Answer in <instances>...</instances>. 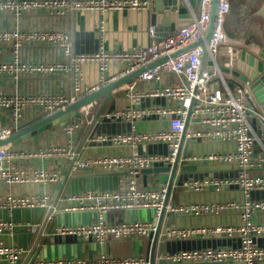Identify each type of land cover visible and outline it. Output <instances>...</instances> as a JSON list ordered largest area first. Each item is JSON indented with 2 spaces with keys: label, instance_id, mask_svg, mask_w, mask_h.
Instances as JSON below:
<instances>
[{
  "label": "built area",
  "instance_id": "1",
  "mask_svg": "<svg viewBox=\"0 0 264 264\" xmlns=\"http://www.w3.org/2000/svg\"><path fill=\"white\" fill-rule=\"evenodd\" d=\"M188 3V0H185ZM149 4V0H0V13H8L15 18L29 13L44 12L49 15L63 16L69 13H92L104 15L125 9L140 10ZM210 0H199L197 16L174 31L160 38L155 25L148 27L149 41L126 50H109L103 44L93 52H75L70 34L60 28H31L20 24L0 28V48H7L10 57L0 59V76L18 80L27 75L72 74V89L69 93L19 90L7 91L0 88V140L35 120L53 112L63 110L82 96L97 90L117 78L145 66L161 57L166 60L142 71L136 78L126 83V95L140 99L143 96L163 98V106L133 108L110 114L115 119L129 121V129L120 133L100 136L113 145L164 143L165 154L121 153L87 156L77 159L76 152L68 145L38 147L36 149L16 148L9 142L0 145V183L4 185L23 183L54 182L59 171L43 166L22 167L17 160L22 158L66 155L78 168H98L100 170L125 169V186L110 190H84L70 193L67 211L96 212L92 222L61 228L62 233L73 234L81 238L103 243L107 238L150 237L158 231V219L164 211L180 213H219L230 207H240V220L236 224H219L192 229L173 228L164 225L163 237L177 238L193 233L201 235L226 236L239 241L236 246H218L205 249L182 250L160 253L158 258L174 263L194 264H257L264 260V246L256 243L255 238L264 234V219L255 220L256 214H264V198H252V192L264 191V141L257 132L264 129V116L253 106V96L246 82L230 88L225 80V72L235 67L238 46L225 39L220 32L222 10L228 9V2L219 0L216 27L213 37L207 43V52L212 70L201 67L202 47L194 45L175 56L171 51L195 40L206 28ZM191 12V11H190ZM192 13V12H191ZM94 26L104 35L107 29L106 19L97 18ZM53 45L60 50L59 59L53 61H28L21 58L24 46ZM223 57L222 63L217 57ZM93 64L98 71V82L93 85L84 83L81 66ZM113 69V70H112ZM174 76L167 80L166 76ZM214 78V83L212 82ZM138 81L149 85L141 91L135 90ZM85 108L79 109V114ZM87 111V110H86ZM152 115L166 118V126L156 130L137 129L135 121ZM5 118L3 122L1 118ZM79 123L65 122L63 133L70 135ZM188 126H195L194 130ZM201 138L217 142H231L234 147L227 151H210L192 159L235 167V173L228 177L214 175L191 177L182 182L184 189L202 191L212 186L215 191L237 187L244 195L242 204L236 201L212 203H168L166 184L155 188L138 185L136 177L141 170L155 166H172L177 160L183 138ZM189 157L181 158V161ZM43 207L46 213L40 223H28L31 231L39 228L52 218L53 207L47 195L7 194L0 196V210L10 215L14 209ZM152 208L153 221L121 220L110 222L105 213L113 209ZM15 222L0 219V233H11ZM17 245H6L0 241V259L15 264L24 253ZM145 257H109L98 258H43L31 264H145Z\"/></svg>",
  "mask_w": 264,
  "mask_h": 264
},
{
  "label": "crops",
  "instance_id": "2",
  "mask_svg": "<svg viewBox=\"0 0 264 264\" xmlns=\"http://www.w3.org/2000/svg\"><path fill=\"white\" fill-rule=\"evenodd\" d=\"M150 4L140 10L125 9L118 12H107L104 15L92 13H69L63 16H54L37 12L22 15L15 18L8 13H0V28H8L13 25H23L31 28L55 27L67 31L72 40L75 52L87 53L95 51L100 44L109 50H126L138 44L146 45L149 41L148 27ZM177 14V9L171 11ZM106 19V32L103 35L93 24L97 18ZM156 28H159L155 25ZM165 31L157 30V36H164ZM240 49L252 52L254 49L247 44L228 40ZM263 46V45H260ZM259 46V47H260ZM21 58L28 61L59 59L60 50L53 45H27L21 49ZM10 51L0 48V59L9 58ZM222 63L223 57H217ZM113 70V69H112ZM81 71L86 85L98 82V71L95 65L87 63L81 66ZM225 76L233 77L231 71L225 72ZM167 80L174 76H166ZM214 78L212 82L214 83ZM149 84L138 81L135 85L137 92ZM0 88L21 92L49 91L69 93L72 89V74L59 75H27L18 80L8 76H0ZM166 101L163 98L143 96L140 99L126 95V84L113 91L106 98H98L86 105L80 113L81 123L70 135H65L62 126H53L37 133L20 143L14 144L16 148L36 149L38 147L69 145L77 154V159L87 156H100L105 154L144 153L165 154L167 152L164 143H141L136 145H113L99 137L120 133L129 129L130 123L124 119H115L110 114L116 111L130 110L136 107L146 108L163 106ZM87 110V111H86ZM4 122L5 118H1ZM166 118L152 115L135 121L137 129L142 131L156 130L166 126ZM257 131L259 124L255 123ZM194 130L195 126H188ZM234 147L231 142H217L201 138H183L179 151V162L173 176L172 184L168 190V203H212L236 201L242 204L244 195L237 187L223 191H215L212 186L202 191H189L183 188L182 182L191 177H204L214 175L228 177L235 173V167L230 164H221L204 159H192L190 157L203 156L210 151H227ZM189 157L181 161V158ZM16 163L22 167H47L59 171V177L54 182L23 183L4 185L0 183V196L7 194H39L47 195L49 203L53 207L52 218L46 221L37 232L29 229L28 223L36 224L43 220L46 213L43 207L14 209L9 215L6 210H0V219L11 218L15 222L12 232L0 233V241L6 245H17L25 251L15 264H31L36 259L43 258H98L102 255L109 257H145V264H194L174 263L158 258L160 253H170L182 250L205 249L218 246H236L239 241L226 236L201 235L193 233L189 236L167 238L161 234L164 225L192 229L219 224H236L240 220V207H230L219 213H180L164 211L158 219V231L150 237H126L107 238L103 243L81 238L79 236L62 233L61 228L89 223L95 220L96 212L67 211L65 207L69 202L67 196L84 190H110L125 186L127 173L125 169L100 170L98 168H78L66 155L41 156L22 158ZM156 167V166H155ZM153 168V167H151ZM177 178V179H176ZM162 182L160 173L141 170L136 177L139 186L155 188L166 184L171 179V172L163 173ZM177 180V181H176ZM176 181V182H175ZM252 198L263 199L264 191L252 192ZM105 218L110 222L121 220L153 221L154 210L152 208L113 209L105 213ZM264 214H256L255 220L261 221ZM258 245L264 246V234L255 238ZM0 264H8L5 259H0ZM257 264H264V260Z\"/></svg>",
  "mask_w": 264,
  "mask_h": 264
},
{
  "label": "water",
  "instance_id": "3",
  "mask_svg": "<svg viewBox=\"0 0 264 264\" xmlns=\"http://www.w3.org/2000/svg\"><path fill=\"white\" fill-rule=\"evenodd\" d=\"M223 1L228 2V9L222 10L219 31L225 32L226 40L242 42L254 49L252 52H249L241 48L237 53L235 67L231 70L233 77L224 76V78L230 88H233L235 85H241L243 82L248 83L253 96L252 103L254 109L257 112H261L264 116V0ZM198 4L199 0H188V3L185 0H151L149 22L151 25H157L159 27L158 30L165 31L164 33L167 34L189 23L192 20V16H197L196 8ZM218 4L219 0H210L206 28L195 40L171 51L170 56H175L190 49L194 45H200L202 47V52L199 53L201 56V67L203 68L207 65V69L209 71L212 70L207 52V43L213 37L214 28L216 27ZM176 9L177 14L171 12ZM164 60H166V57H161L82 96L63 110L53 112L35 120L14 132L9 137L0 140V145L9 142L13 144L20 143L22 140L34 136L50 127L57 125L63 126L67 121L80 124L82 117L78 111L81 107L91 104L98 98H106L117 87L130 82L142 71L154 67ZM222 70L229 72L226 68H222ZM257 132L264 141V129L258 130ZM176 168L177 160L172 166H156L144 170L160 173V179L164 183L163 173L170 171L171 179L167 185V189L169 190Z\"/></svg>",
  "mask_w": 264,
  "mask_h": 264
}]
</instances>
